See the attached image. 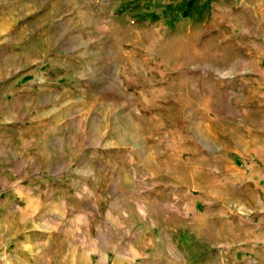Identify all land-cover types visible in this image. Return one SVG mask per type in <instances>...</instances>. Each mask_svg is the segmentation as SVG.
<instances>
[{
    "label": "rangeland",
    "instance_id": "rangeland-1",
    "mask_svg": "<svg viewBox=\"0 0 264 264\" xmlns=\"http://www.w3.org/2000/svg\"><path fill=\"white\" fill-rule=\"evenodd\" d=\"M0 264H264V0H0Z\"/></svg>",
    "mask_w": 264,
    "mask_h": 264
}]
</instances>
